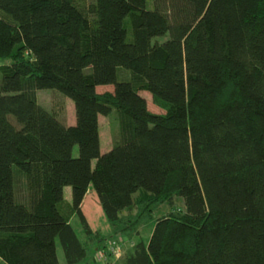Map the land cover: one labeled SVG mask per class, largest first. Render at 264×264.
<instances>
[{
	"label": "trees",
	"instance_id": "1",
	"mask_svg": "<svg viewBox=\"0 0 264 264\" xmlns=\"http://www.w3.org/2000/svg\"><path fill=\"white\" fill-rule=\"evenodd\" d=\"M5 60L2 263L60 264L57 244L81 263L73 223L98 239L91 189L121 235L183 203L125 264H264V0H0ZM42 90L72 102L73 126L38 105ZM100 117L116 126L105 153Z\"/></svg>",
	"mask_w": 264,
	"mask_h": 264
},
{
	"label": "rangeland",
	"instance_id": "2",
	"mask_svg": "<svg viewBox=\"0 0 264 264\" xmlns=\"http://www.w3.org/2000/svg\"><path fill=\"white\" fill-rule=\"evenodd\" d=\"M10 64L9 60L1 61L0 64ZM118 74L120 79H126L127 73L119 70ZM113 86L101 87L97 89L98 93L112 92ZM142 97L146 100L147 108L151 114L161 116L164 114V110L156 106L150 95L146 92L141 93ZM38 105L48 112H54L58 114V118L67 126H73L75 123L74 107L71 101L61 96H56L53 91L42 90L37 92ZM115 128L112 118H99V134H100V151L105 153L111 149L114 145ZM73 155H77V148L74 149ZM19 179V177H18ZM70 188L64 189V198L69 199ZM171 204L164 203L159 206V209L154 212L153 218L142 226H138L132 233L118 234L117 227L112 225V222H108L105 219L103 212L98 206V202L95 198L94 192L90 189L83 204V211L87 214L90 219V223L93 228L99 230L98 239L94 238L92 242L87 243L85 238L80 233L77 223H73V227L79 236L80 240L87 244V259L90 263L88 264H125L127 256L132 252L133 247L139 242H146L151 234L155 221L167 214H178L183 213V203L180 199L174 198L171 200ZM134 214V213H133ZM129 215L126 212L119 214L118 218ZM130 216V215H129ZM106 221L107 226L103 223ZM125 221V220H124ZM57 257L60 264H64L62 251L57 244ZM84 259V260H85ZM93 261V262H92ZM0 264H4L0 261ZM79 264H82L79 263Z\"/></svg>",
	"mask_w": 264,
	"mask_h": 264
},
{
	"label": "crops",
	"instance_id": "3",
	"mask_svg": "<svg viewBox=\"0 0 264 264\" xmlns=\"http://www.w3.org/2000/svg\"><path fill=\"white\" fill-rule=\"evenodd\" d=\"M65 200H66V201H69V200H70V197H69V199H65ZM107 224H108V223H106V221L103 223L104 226H107ZM79 230H80V228H79ZM80 233H81V231H80ZM97 233L100 234L99 230L97 231ZM81 234H82V233H81ZM83 237H84V236H83ZM85 241H86V239H85ZM92 262H93V261H92ZM88 263H90L88 259H87V261H86V259L82 261V264H88Z\"/></svg>",
	"mask_w": 264,
	"mask_h": 264
}]
</instances>
